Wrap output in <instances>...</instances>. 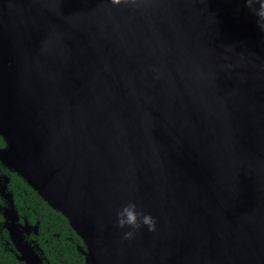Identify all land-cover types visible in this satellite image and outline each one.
Segmentation results:
<instances>
[{"label": "water", "instance_id": "water-1", "mask_svg": "<svg viewBox=\"0 0 264 264\" xmlns=\"http://www.w3.org/2000/svg\"><path fill=\"white\" fill-rule=\"evenodd\" d=\"M0 137L86 264H264V32L243 0H0ZM9 182L17 256L46 264ZM129 201L154 232L122 238Z\"/></svg>", "mask_w": 264, "mask_h": 264}, {"label": "trees", "instance_id": "trees-1", "mask_svg": "<svg viewBox=\"0 0 264 264\" xmlns=\"http://www.w3.org/2000/svg\"><path fill=\"white\" fill-rule=\"evenodd\" d=\"M1 144L3 139L0 137ZM10 187L25 217L31 222H40L36 239L49 263L86 264L84 255L77 247H84L83 241L72 229L67 218L50 207L18 174L11 173ZM12 247L0 213V264H25L16 258L11 251Z\"/></svg>", "mask_w": 264, "mask_h": 264}, {"label": "clouds", "instance_id": "clouds-1", "mask_svg": "<svg viewBox=\"0 0 264 264\" xmlns=\"http://www.w3.org/2000/svg\"><path fill=\"white\" fill-rule=\"evenodd\" d=\"M115 6L123 4H136L137 0H110ZM248 13L255 18L261 32H264V0H243ZM118 229H129L123 232L124 240H131L142 228L147 227L149 232L156 230V220L143 210H138L137 203L129 201L116 211V225Z\"/></svg>", "mask_w": 264, "mask_h": 264}, {"label": "flooded vegetation", "instance_id": "flooded-vegetation-1", "mask_svg": "<svg viewBox=\"0 0 264 264\" xmlns=\"http://www.w3.org/2000/svg\"><path fill=\"white\" fill-rule=\"evenodd\" d=\"M3 144H1L0 146H2ZM11 173H15V172H11L9 171L6 167H4L1 163H0V176H3V175H9L10 176V182H11ZM17 174V173H16ZM10 182L8 183V190L11 191L13 193V197H14V204H15V208L17 209L18 211V214H19V221L22 223V224H25V223H28V224H31V225H35L36 223H39V229H40V222L37 220V221H34V222H31L28 218L25 217V215L20 211L16 201H15V196H14V192L13 190L11 189L10 187ZM36 192V191H35ZM37 193V192H36ZM38 194V193H37ZM39 195V194H38ZM40 196V195H39ZM41 197V196H40ZM42 198V197H41ZM8 203L0 196V213H1V216H2V225L3 227L6 229L7 233H8V237H9V242L12 244V248H11V251L14 252L16 258L18 260H20L17 256V251L15 249V246L11 240V237H10V233L8 231V229L4 226V215H3V208L5 205H7ZM48 204V203H47ZM39 229H38V233L35 234L33 230L30 231V233H24V238L25 240H27L28 242H30L34 248L36 249V251L39 253V255L43 258V262L46 263V264H50L49 261L47 260V258L43 255V252H42V249L41 247L38 245V242H37V239H36V236L39 235ZM78 249H79V245L77 246ZM20 261H23V260H20ZM24 262V261H23ZM25 263V262H24ZM26 264V263H25Z\"/></svg>", "mask_w": 264, "mask_h": 264}]
</instances>
